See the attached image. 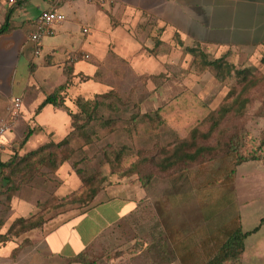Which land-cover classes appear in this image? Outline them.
I'll list each match as a JSON object with an SVG mask.
<instances>
[{"label":"rangeland","instance_id":"obj_1","mask_svg":"<svg viewBox=\"0 0 264 264\" xmlns=\"http://www.w3.org/2000/svg\"><path fill=\"white\" fill-rule=\"evenodd\" d=\"M39 1H27L20 11H13V19L23 20L36 10L35 4ZM79 1L78 28L81 38H87L89 34L83 31V27H90L93 11L97 6L109 7L111 0ZM12 6L0 0V25ZM149 25L151 23L145 21L144 28L138 29L144 33L136 35L141 46L140 59L143 60L139 70L133 69L128 61L121 60L111 50L93 76L81 72L75 84L66 78L70 84L65 90L69 100L68 105L65 104L67 108L75 109L78 97L96 99L99 102L96 118L88 127L81 131L76 129L71 134L72 152L68 161L61 165H41L33 172L32 179L23 175L19 180L3 181V185L0 181V231L12 215L10 205L14 194L35 205L28 216L33 214L40 219H46L60 209L67 211L77 206L83 211L89 206L92 201L86 203L85 198H88L90 186L84 185L73 169V161L87 175L98 174L92 186L105 189L125 185L135 190L144 188L146 193L141 208H134L116 225L107 227L111 219L131 210V203L111 200L109 204H100L72 218L62 227L61 241L65 250L72 253H76L83 243L93 242L101 235L88 251L74 258L83 264L86 260L95 264H203L214 251L208 237L216 227L238 213L242 215L243 230L251 231L260 224L264 216L263 161H245L237 165L233 195L229 192L230 184L220 180L233 164V154L220 152L206 162L191 164L188 169L176 173L160 170L153 162L143 163L141 160L143 156H158L159 147L191 138L194 129H198L195 141L214 146L218 141L227 142L234 131L244 128L248 135L242 152L251 154L259 148L257 152L264 154V83L247 92L250 102L244 115L230 112L212 134L204 137L212 123L211 112L223 103L235 84V78L227 77L216 67H197L193 55L178 45L176 38L170 48H165L175 67H169L171 63L168 61L165 64L158 61L159 44H155L159 35L150 31ZM223 55L238 68L248 67L257 75L264 73V49L221 55L208 52L210 59ZM50 73L51 82L44 84L45 93L54 89L53 81L56 80L57 85L64 81L55 69ZM38 99L35 98L31 105ZM164 105H167V112L157 117V108ZM47 114L45 112L43 118L46 117L48 124L60 127L51 132L50 137H65L64 120ZM70 148L65 149L66 153L54 149L59 153L57 160L69 153ZM34 161L31 159L30 162ZM148 172L155 176L148 185H142L140 177ZM62 185L66 190L63 197L56 195ZM106 196V193L99 195L98 201ZM232 200L233 203L229 204ZM205 212L212 216L208 221ZM5 228L6 231L8 227ZM33 230L8 237L15 245L11 259L16 264H40L43 261L39 254L41 249L34 248L27 237ZM24 255V258L20 257ZM241 264H264V226L249 235Z\"/></svg>","mask_w":264,"mask_h":264},{"label":"crops","instance_id":"obj_2","mask_svg":"<svg viewBox=\"0 0 264 264\" xmlns=\"http://www.w3.org/2000/svg\"><path fill=\"white\" fill-rule=\"evenodd\" d=\"M27 1L29 0H16L12 3L4 0L9 5H13L10 8L15 12L20 11V7ZM40 1L35 4L36 10L26 15L23 20L16 21L11 17L10 28L0 33V122L6 117L11 100L15 97L21 99L16 124L0 137L2 185L9 178L15 180V177H8L9 173H14L15 155L23 156L51 140L59 141L64 138L50 137L51 132L57 131L60 127L49 125L46 117L43 118L45 112H48L47 115L51 114L64 120L63 125L67 130L65 137L70 134L72 121L66 109L47 104L38 111L46 95L66 83V78L75 84L81 72L93 76L97 67L102 65L101 61L108 57L111 50L120 59L128 61L133 69L141 68L143 63L139 53L141 46L136 35L139 32L144 33L143 30L138 31V29L144 28L145 21L151 23L148 29L159 35L156 38L160 41L156 59L164 64L168 61L171 63L169 67L171 65L175 67V64L171 56L165 53V48H170L176 35L180 36L184 46L192 47L199 43L208 51L219 55L232 51L264 49V0H111L109 7L97 6L93 11L90 27H83V31L87 29L84 32L89 34L87 38H81L78 28L79 0ZM85 1L90 3L88 0ZM47 9L63 12L66 19L55 26L52 34L43 38L41 53L35 54V44L29 35L36 30L40 13ZM85 54L89 57H84ZM90 59L91 61L87 62ZM52 69H55L64 81L58 85L56 80L53 81L54 89L45 93L44 84L51 82ZM90 81L98 84L93 79ZM35 98H39L38 103L32 106L31 102ZM68 101L66 96L65 104L68 105ZM76 108L71 110L76 111L78 109ZM30 129L33 130L31 135L26 142H23L26 132ZM103 193L107 196L98 201L99 195ZM56 195L66 196L64 185L56 190ZM145 195L144 188L137 187L135 190L125 185L109 186L100 191L83 211L75 206L67 211L60 209L50 215L41 227L34 229L27 236L34 244V248H40L43 252L39 253L43 258L40 264H83L74 258L88 251L101 235L93 242L83 243L76 253H72L65 250L64 242L61 241L62 227L72 218L83 212L87 213L100 204H109L111 200L131 203L133 208L111 219L107 227L116 225L122 221V217L125 219L131 214L134 208L137 210L141 208V201ZM34 208L35 205L26 199H21L17 194L13 195L10 205L12 215L0 231V264L17 263L11 259L15 245L12 244V240L4 241L2 238V234L6 232L5 227H9L17 216H28ZM241 222H243L242 218ZM263 224L264 222L256 233L262 229ZM250 234L245 239L244 254ZM20 257L24 258L25 255Z\"/></svg>","mask_w":264,"mask_h":264},{"label":"trees","instance_id":"obj_3","mask_svg":"<svg viewBox=\"0 0 264 264\" xmlns=\"http://www.w3.org/2000/svg\"><path fill=\"white\" fill-rule=\"evenodd\" d=\"M12 14L13 8H10L5 14L3 23L0 25V33L5 32L10 28ZM174 38H176L178 45L184 47L186 51L193 55V63L197 67L201 69H206L211 66L216 67L220 72H224L227 77L235 78V84L227 93L223 103L210 114L212 123L208 132L203 135L204 137H207L219 127L221 122L230 112L233 111L238 116L244 115L246 107L250 102V98L246 94L250 89L264 83V73L257 75L248 67L238 68L226 59V55L210 59L208 56L209 51L205 46H202L199 43L192 47L184 46L180 36L176 35ZM159 42V40L156 41L157 44H159ZM262 61L264 62V56L262 57ZM66 87L67 82L59 85L54 91L47 94L45 99L39 105L38 111L47 104H52L59 108H65L72 121L70 134L59 141L51 140L23 156L15 155L16 162H13L14 173H9L8 177H15L14 179L19 180L24 175L28 179H32L33 172L39 169L41 165H45L47 163H59V165H61L71 159V134H73L76 129L81 131L82 129L88 127L91 122L95 120L97 109L99 108V102L96 99L89 100L83 97H78L76 99V106L78 109L76 111L70 110L65 105L66 96L64 92ZM167 105L157 108V117H160L162 113L167 112ZM170 107L171 105H169V108ZM32 131L33 130L30 129L26 132L23 142L28 140ZM197 133L198 129H194L191 138H184L171 145L159 147L158 156L157 154L151 157L143 156L141 160L143 163L153 162L160 170H168L176 173L188 169L191 164L206 162L208 159L218 155L220 152L223 154H233L235 155L233 164L229 167L228 171L220 177V180H226L228 184H230L229 192H232L233 195L235 193L234 179L237 165L242 162L252 160H261L264 163V154L257 152L259 151V148L251 154L242 152L248 135V131L244 128H239L234 131L230 135L227 142L224 143L222 141H218L214 146L203 145L195 141ZM219 139L222 138L220 137ZM68 147L70 148V152L64 154L59 160H57L59 153H57L54 149H62L65 152V149H68ZM118 157L119 155L116 154V159H118ZM31 159H35V161L30 162ZM71 165L80 176L84 185L90 186V190L87 194L88 198H85L86 203L93 201L96 195L103 189L92 186V183L96 180L98 174L87 175L85 170L77 167L78 164L76 161H73ZM154 176L153 172H148L140 177V182L142 185H148V183L153 180ZM105 179L106 178H104V180ZM11 181L12 179L10 180V178L7 180V182ZM232 203L233 200L230 201L229 204ZM204 217L207 221L212 218V216H210V212H205ZM45 220L46 219L35 217L33 214L30 216H17L14 218L6 232L2 234V238L4 240H9L8 237L11 235L19 236L27 231L37 229L44 224ZM263 220L264 216L261 218L260 224L253 230L244 231L241 217L238 213L236 217L230 218V221L227 223L216 227L208 237L214 251L203 264H241V259L245 251V239L249 233L257 231L260 228ZM185 258L181 259L183 263H185ZM84 264H95V262L86 260L84 261Z\"/></svg>","mask_w":264,"mask_h":264},{"label":"built area","instance_id":"obj_4","mask_svg":"<svg viewBox=\"0 0 264 264\" xmlns=\"http://www.w3.org/2000/svg\"><path fill=\"white\" fill-rule=\"evenodd\" d=\"M14 3L16 0H9ZM91 1V0H88ZM66 19V15L57 9L43 10L38 17V25L36 30L30 33L29 37L35 44V54L41 53V44L45 36L53 33L55 26ZM87 31V29H84ZM84 57L88 58L89 55L85 54ZM21 108L20 97H15L11 100V104L8 107V113L6 117L2 118L0 122V137L6 132L11 130L16 124L19 118V112Z\"/></svg>","mask_w":264,"mask_h":264}]
</instances>
